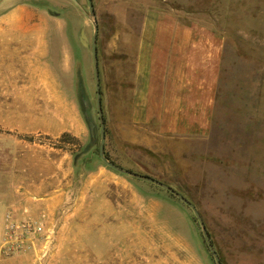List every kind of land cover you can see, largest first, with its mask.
I'll use <instances>...</instances> for the list:
<instances>
[{"label":"rangeland","instance_id":"1","mask_svg":"<svg viewBox=\"0 0 264 264\" xmlns=\"http://www.w3.org/2000/svg\"><path fill=\"white\" fill-rule=\"evenodd\" d=\"M93 3L105 156L195 204L222 264H264V0ZM146 17L205 25L224 41L202 133L134 122ZM94 31L88 0H0V171H13L22 191L39 183L21 197L55 193L53 204L27 205L55 228L45 256L27 255L33 264H217L190 205L101 158Z\"/></svg>","mask_w":264,"mask_h":264},{"label":"crops","instance_id":"2","mask_svg":"<svg viewBox=\"0 0 264 264\" xmlns=\"http://www.w3.org/2000/svg\"><path fill=\"white\" fill-rule=\"evenodd\" d=\"M141 27L134 122H155L158 131L165 134L202 133L211 122L223 39L206 30L205 25H189L179 18L146 17ZM29 188L37 190L39 183H27L22 191L15 184L13 171H0V264H33L30 254L1 253L5 217L10 208L24 215L28 214L27 205L36 209L47 202L53 204L55 193L50 198L32 201L25 197Z\"/></svg>","mask_w":264,"mask_h":264},{"label":"built area","instance_id":"3","mask_svg":"<svg viewBox=\"0 0 264 264\" xmlns=\"http://www.w3.org/2000/svg\"><path fill=\"white\" fill-rule=\"evenodd\" d=\"M54 229L47 221L45 212L36 216L21 215L10 208L5 217L1 253L5 256H11L40 251L41 257H43L52 243L51 236Z\"/></svg>","mask_w":264,"mask_h":264},{"label":"water","instance_id":"4","mask_svg":"<svg viewBox=\"0 0 264 264\" xmlns=\"http://www.w3.org/2000/svg\"><path fill=\"white\" fill-rule=\"evenodd\" d=\"M89 1V9H90V16H92L93 20H94V24H95V31L93 34V45H92V49H93V60H94V69H95V79H96V89H97V109H98V114H99V118H100V122H101V133H102V139H101V144H100V156L101 158L106 162L107 165H109L110 167L123 172V173H127L130 174L136 178L145 180V181H149V182H154L160 186H162L163 188L169 190L170 192H172L173 194H175L176 196H178L179 198H181L184 202H186L188 205H190L193 210L195 211V214L197 215L202 228H203V234L205 236L207 245L209 246L210 250L213 252L216 262L217 264H222L220 257L217 253V251L215 250L212 241H211V237L209 234V231L199 213V211L196 208V205L193 204L190 200H188L182 193H180L178 190H176L175 188H173L172 186H170L169 184H166L152 176L149 175H145L136 171H133L125 166L119 165L111 160H109L106 156H105V121H104V115H103V107H102V92H101V85H100V72H99V59H98V46H97V42H98V32H99V25L96 19V12H95V7H94V3L93 0H88Z\"/></svg>","mask_w":264,"mask_h":264},{"label":"trees","instance_id":"5","mask_svg":"<svg viewBox=\"0 0 264 264\" xmlns=\"http://www.w3.org/2000/svg\"><path fill=\"white\" fill-rule=\"evenodd\" d=\"M101 92H102V90H101Z\"/></svg>","mask_w":264,"mask_h":264}]
</instances>
